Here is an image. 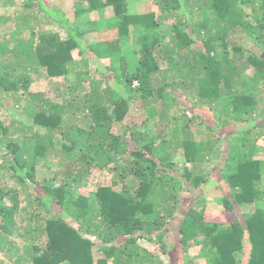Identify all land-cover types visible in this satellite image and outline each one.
Listing matches in <instances>:
<instances>
[{
    "label": "trees",
    "instance_id": "16d2710c",
    "mask_svg": "<svg viewBox=\"0 0 264 264\" xmlns=\"http://www.w3.org/2000/svg\"><path fill=\"white\" fill-rule=\"evenodd\" d=\"M19 1L12 16L0 15L7 23V35L0 33V107L8 115L0 117V252L16 264H156L138 240L160 242L171 256L175 247L167 249L164 235L179 218L181 244L201 245L207 264H264V205L226 224L207 221L196 206L178 213L186 181L193 187L208 181L205 165L220 159L226 126L258 120L264 51L234 38L245 33L264 47V0H156L158 14L131 13L129 0H76L77 17L113 10L89 29L49 0ZM167 18L169 39L160 29ZM133 27L145 30L142 44L125 50ZM104 59L109 64L100 65ZM93 64L110 82L106 89L84 90L79 81L62 101L31 89L42 72L83 79ZM249 68L246 83L256 87L241 80ZM176 77L190 79L183 85L215 111V126L202 122L208 138L201 144L191 139L187 120L167 116L175 102L168 85ZM157 97L163 108L149 107L143 125L125 121L137 98L146 104ZM256 127L264 137V123L238 128L223 148L220 170L231 189L223 205L233 214L264 200V159L244 147ZM176 143L190 163L180 172L168 153ZM95 169L109 172L111 182L97 185L93 197L75 195ZM95 248L103 256L96 258Z\"/></svg>",
    "mask_w": 264,
    "mask_h": 264
},
{
    "label": "rangeland",
    "instance_id": "374dc122",
    "mask_svg": "<svg viewBox=\"0 0 264 264\" xmlns=\"http://www.w3.org/2000/svg\"><path fill=\"white\" fill-rule=\"evenodd\" d=\"M52 3L63 7L71 16L74 23L81 27L82 29H89L97 25L100 21H106L113 16V10L111 8L103 9L100 11L92 12L86 14L81 17H77L74 14L75 8L77 6L76 0H49ZM20 9V1L15 0V5H4L0 2V15L4 16H12L15 10ZM129 9L131 13H148V12H156L157 14L160 13V7L158 6L156 0H129ZM173 19L167 18L164 22L163 26L160 27L161 31L163 32L165 37L169 39V26ZM11 22L8 21V24ZM7 23H3L0 21V33L4 36L7 35L6 30ZM44 30H51L55 29L52 24H45L43 26ZM145 30H141L140 28L133 27L130 33V41L125 42L123 48L125 50H129L132 47L138 48V45L142 44V35ZM3 36V37H4ZM234 41L237 44H242L250 49L257 50L258 52L264 51V47H260V45H256L253 39H249L246 34L242 33L240 37L234 38ZM202 46L201 40L196 43L194 50L198 49V47ZM198 46V47H197ZM74 59L78 61L81 60L80 55H75ZM100 65H107L109 64L108 59L99 60ZM163 68L166 66L167 63L162 61ZM93 70L89 73V76L85 79H81L75 73H70L68 77L60 76V77H48L45 72H42L40 75H37L34 82L32 83L31 89L36 92H43L46 94L47 97L53 100H61L63 97L68 93V87L77 83L82 82L81 86L84 90L90 89H106L109 85V81L102 77L99 72L96 70V64H93ZM241 80H249L252 76L253 70L252 69H245L242 70ZM173 80V79H171ZM169 80V82L171 81ZM240 80V78H239ZM239 80L237 81L240 84ZM183 81H188L189 85H192L190 79H183V78H175V84L168 85V91L172 93L173 99V108L168 110L167 116L172 117L176 116L180 118L182 121L187 120L189 127V132L191 133V139L194 138L198 143L201 140H206L208 135L205 134L204 125L202 122H208L212 126L217 124L218 120L215 118V111L211 110V103L209 100L203 101V99L194 97V92L190 89L189 86L183 85ZM244 83V82H243ZM244 83V84H245ZM113 83H111L112 85ZM247 84V83H246ZM249 85V84H247ZM253 85L252 83L250 84ZM249 85V87H250ZM256 87V85H253ZM192 88V87H191ZM257 94V109L259 114L257 115L258 120L256 122H250L242 119H237L232 121L231 124L226 126V130L224 131V138L222 137V147L220 148L221 157L220 159H215L214 162L208 163L205 165L206 168L211 172L208 176V181L203 183L200 187H193L189 182L186 181L185 189L182 194V200L180 202L179 208V215L185 213L187 208L191 206H196L200 211H204V216L207 221L215 222L219 224H226L232 221L235 216L239 217L240 219L245 217L246 213L252 212L255 206H263L264 200L258 201V203L253 205H247L244 207H236L235 213H230L225 210L223 205V197L225 194H229L231 189L229 185L224 181L222 178L220 168L225 164V157L228 153L223 151V148L227 146L228 142H230V134L235 132L238 128H248L252 127L256 124L261 125L264 123V85L259 84L256 88ZM193 99V100H191ZM174 103H177L176 105ZM156 107L159 111L163 108L162 99L157 97V101L150 100L146 102V104L141 99H136L134 104L132 105L131 112L129 113L130 116L127 117L125 120L127 123L133 124H140L143 125L145 121L148 120V108ZM6 109V108H5ZM4 108L0 107V117L7 118V112ZM24 119L25 116H24ZM168 119V118H167ZM252 125V126H251ZM260 127H256L253 135L255 134V139L252 135L248 136L247 143L245 144V151L253 152V156L255 158L264 159V137L260 136L258 133L260 131ZM241 141L235 142L240 143ZM242 143V142H241ZM201 144V143H200ZM199 144V145H200ZM168 153L171 156L172 160L175 161L178 165L179 172L184 169L185 166H190V163L187 162L185 152L183 147L176 143L174 146L168 147ZM206 151V150H205ZM218 163V164H217ZM205 164V163H204ZM215 165H218L217 168H214ZM80 167V164H78ZM77 166V168H79ZM76 167L75 169L78 170ZM214 169L213 171H211ZM88 184H83L79 188L75 190V195L85 194L94 196V189L99 184H109L111 182V175L107 171H101L99 169H95L92 172L91 176L89 177ZM264 187V181H263ZM62 211L61 208L58 207V211ZM177 213V216H178ZM179 218L172 220L168 223L166 227H168V231H165L164 239L166 241L167 249H173L174 253H166L163 249L160 242L149 241L146 238H140L138 243L142 246L151 251L154 255V261L156 264H171L172 257L175 256V260L180 259V264H207V257L206 252L203 251V247L201 245L195 244L194 241L190 242V246L185 249L180 242V235H179ZM121 238L118 242H121ZM172 251V250H171ZM172 251V252H173ZM177 251V252H176ZM177 255V256H176ZM95 256L99 258L103 256L101 252L95 248ZM15 257L12 255L4 254L0 252V259L2 260L3 264H16ZM63 264H68L67 262ZM179 264V263H177Z\"/></svg>",
    "mask_w": 264,
    "mask_h": 264
}]
</instances>
